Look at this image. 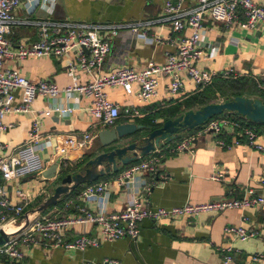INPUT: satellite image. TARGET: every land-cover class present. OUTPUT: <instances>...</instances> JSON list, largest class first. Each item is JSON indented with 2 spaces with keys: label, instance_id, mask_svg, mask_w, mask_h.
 <instances>
[{
  "label": "crops",
  "instance_id": "1",
  "mask_svg": "<svg viewBox=\"0 0 264 264\" xmlns=\"http://www.w3.org/2000/svg\"><path fill=\"white\" fill-rule=\"evenodd\" d=\"M166 0H57L49 12L41 4L29 8L24 0L17 10L21 20L37 21L52 19L64 22L126 24L138 21H153L160 17ZM191 0H187L190 2ZM264 8V0H253ZM203 38L205 53L208 43L216 47V55L203 57L198 66L215 72L233 67L244 76L258 78L264 83V31L247 33L240 30H227L223 25L207 21ZM161 35L164 42L156 44L154 37ZM170 36L167 25L155 24L146 35L125 31L113 40V48L103 67L93 75L78 72L79 81L87 83L99 73H107L120 65L141 69L150 60L163 63L166 54L175 51L166 40ZM8 38L16 43H34L40 40L39 27L33 24L17 25ZM6 68L20 72L28 79H48L60 88L71 84L67 74V60L55 57L29 58L24 61L7 60ZM168 82L160 83L157 95L146 103H137L122 89L110 91L111 98L118 102L122 111L133 105L141 117L128 119L124 115L117 122L142 125L139 120L154 115L160 109L172 107L181 99L171 97L168 93ZM197 91L192 81H186L184 97ZM21 94L18 93V97ZM60 101L75 107L72 116L53 115L42 117L43 129L50 134H70L90 131L92 142L85 149L70 150L67 163L73 167L82 159L94 155L101 147L98 133L105 129L94 126L95 123L86 111L90 99L78 95L63 94ZM54 101L39 98L34 104L37 111L50 108ZM124 114V112H123ZM6 122L13 127L2 135L10 149L19 147L32 129L31 115H9ZM158 123L163 120L158 118ZM186 132L169 145L157 148L162 156L161 163L155 172L136 174L124 185L118 177L130 169L120 167L118 173L111 172L100 182L108 186V198L104 211L107 214L123 211L128 201L133 198H146L152 207L172 208L187 202L197 204L219 199H242L253 191L254 195L264 196V152L255 150L242 139L240 145L221 148L216 145L212 134L196 136L193 141V153H175L172 150L184 138L194 134ZM221 138L231 144L237 134L226 129ZM55 142L43 153L48 168L58 160ZM149 154L146 159L150 156ZM141 159V158H139ZM224 173L225 181L211 179L213 174ZM58 184L46 179L43 174L5 182L10 199L17 203L16 191L21 189L28 198L25 213L30 218L40 213L33 211L53 193ZM87 185L62 197L61 205L46 213L60 217L79 214L88 209L93 214L101 212L97 200L87 201L80 194ZM149 188L147 192L146 189ZM141 235L137 240L121 239L114 242H102L99 247H90L85 251H70L64 248L27 247L21 245L24 264H104L114 261L117 264H222L223 249L233 245L235 264H249V258L259 252L264 253V205L248 209H232L224 213H206L196 219L180 218L169 221L146 219L141 223ZM227 226H244L254 236L246 242H239L225 233ZM81 235L100 237V226L95 224L79 225L69 230L65 237L72 241Z\"/></svg>",
  "mask_w": 264,
  "mask_h": 264
},
{
  "label": "built area",
  "instance_id": "2",
  "mask_svg": "<svg viewBox=\"0 0 264 264\" xmlns=\"http://www.w3.org/2000/svg\"><path fill=\"white\" fill-rule=\"evenodd\" d=\"M24 0H0V230L10 234V239L0 245V264H24V254L21 245L27 247L64 248L70 251H85L90 247H99L104 242H114L121 239L137 240L141 235V223L146 220L169 221L180 218L196 219L206 213H224L232 209H248L264 205V196L254 195L253 191L242 199H219L205 203H185L179 207L163 208L150 206L146 198H133L127 207L119 212L107 214L105 202L108 198V186L99 182L89 184L80 194L87 201L97 200L101 212L93 214L88 209H82L79 214L60 217L50 213H40L30 218L29 224L20 223V217L28 205L26 194L16 191L17 203H14L6 190L5 182L42 175L48 169V163L43 153L49 143L55 142L58 159L67 161L70 150L85 149L92 142L90 131L70 134H50L43 129L42 117L58 115L72 116L75 107L60 101L63 94L78 95L90 99L86 107L94 126L111 128L123 117L135 119L141 117L139 110L133 105L122 107L110 96V91L122 89L137 103H146L157 95L158 87L163 81L168 82V93L171 97L185 91L186 81H192L198 88L210 85L216 77L236 79L242 74L233 67L215 72L201 69L198 62L208 55L214 58L216 47L208 43L207 51L203 44L206 33L205 23L221 24L227 30H240L247 33L264 31V8L253 0H166L159 18L153 21H138L126 24L64 22L52 19L37 21L21 20L17 10ZM29 8L41 4V7L52 12V6L57 0H26ZM33 24L39 27L40 40L34 43H16L8 38L17 25ZM155 24L167 25L170 36L167 42L174 46L175 51L167 53L163 63L148 61L143 68L136 69L128 65H120L107 73H99L87 83L79 81L78 72L93 75L100 70L107 57L112 52L113 40L125 31L146 35ZM156 44L164 42L163 37H154ZM55 57L67 60V74L72 82L65 88H60L48 79H28L20 72L6 68L7 60L24 61L29 58ZM259 81L258 78H256ZM264 90V83L259 82ZM18 93L21 94L18 97ZM54 101V105L42 111H37L34 104L37 99ZM124 112V114H123ZM9 115H31L32 129L27 139L16 149L2 140V135L13 127L6 122ZM226 129H231L237 138L228 144L221 138ZM212 134L216 137V145L221 148H231L240 145L242 139L251 148L264 152V135L251 127L243 126L239 121L229 116H221L204 124L197 132L181 140L172 150L175 153H193V141L196 136ZM159 151V150H156ZM162 156L158 152L141 163L126 170L118 177V182L124 185L136 174L155 172L160 166ZM217 182L225 181L224 173L211 176ZM149 191V188L146 189ZM12 224L13 232L5 230ZM95 224L100 226V237L81 235L68 241L66 233L72 228ZM24 227V228H23ZM23 228V229H22ZM22 229L20 233L18 231ZM225 233L239 242H246L255 233L244 226H227ZM222 264H235L237 250L231 244L223 249ZM249 264H264V253L253 254ZM92 264V263H88ZM104 264H117L105 261Z\"/></svg>",
  "mask_w": 264,
  "mask_h": 264
},
{
  "label": "water",
  "instance_id": "3",
  "mask_svg": "<svg viewBox=\"0 0 264 264\" xmlns=\"http://www.w3.org/2000/svg\"><path fill=\"white\" fill-rule=\"evenodd\" d=\"M223 113H236L255 123L264 124V103L259 99L238 96L186 111L176 118L163 121L154 129L135 123L116 124L102 129L98 133L101 147L94 155L82 159L73 167L63 165V159L59 158L43 172L46 179L53 180L58 185L54 187L52 195L41 202L33 213H42L56 206L70 191L94 183L111 172H118L120 167L171 144L182 134L202 127ZM29 221V213L20 217V223L25 222V226ZM10 237V234L0 230V245L5 244Z\"/></svg>",
  "mask_w": 264,
  "mask_h": 264
},
{
  "label": "trees",
  "instance_id": "4",
  "mask_svg": "<svg viewBox=\"0 0 264 264\" xmlns=\"http://www.w3.org/2000/svg\"><path fill=\"white\" fill-rule=\"evenodd\" d=\"M259 82L260 80L257 81L255 77L248 75H243L236 79H223L221 77H216L210 85L203 88H198L195 93L190 94L187 97H184L185 95L183 92L179 93L174 98H176L177 100L181 99V101L176 102V104H174L170 108L160 109L154 115L146 116L145 119L139 120L138 122L144 126H149L150 128L154 129L161 125V123L156 122L158 118H161L163 121H166L168 119L176 118L179 115L185 113L186 111L197 110L208 104L222 102V100L225 101L238 96L248 98L258 96V99L264 103V90L259 87ZM221 116H229L231 118H234L239 121L243 126L246 125L248 127L254 128L259 135H264V124L262 123H255L236 113H223L222 115L216 116L213 119L219 118ZM200 128L201 127L188 132H193L199 130ZM146 157L147 156L142 157L141 159H137L132 163L128 164V168H132L133 166L141 163L146 159ZM63 165L68 166L67 161L64 162ZM104 178L105 176L100 178L98 181L90 184L99 183ZM66 196L67 194L63 197ZM60 205L61 201H59L56 206H52L42 213H46L50 209H53Z\"/></svg>",
  "mask_w": 264,
  "mask_h": 264
},
{
  "label": "bare ground",
  "instance_id": "5",
  "mask_svg": "<svg viewBox=\"0 0 264 264\" xmlns=\"http://www.w3.org/2000/svg\"><path fill=\"white\" fill-rule=\"evenodd\" d=\"M16 229V227H14L12 224H8L7 226H5V230L8 232H13Z\"/></svg>",
  "mask_w": 264,
  "mask_h": 264
},
{
  "label": "rangeland",
  "instance_id": "6",
  "mask_svg": "<svg viewBox=\"0 0 264 264\" xmlns=\"http://www.w3.org/2000/svg\"><path fill=\"white\" fill-rule=\"evenodd\" d=\"M252 98H253V99H258V96H253ZM222 101H223V100H222Z\"/></svg>",
  "mask_w": 264,
  "mask_h": 264
}]
</instances>
